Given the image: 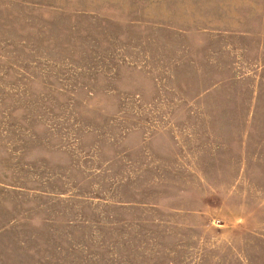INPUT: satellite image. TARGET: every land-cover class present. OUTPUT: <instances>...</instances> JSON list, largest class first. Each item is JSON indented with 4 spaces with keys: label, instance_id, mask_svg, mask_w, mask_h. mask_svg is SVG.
I'll use <instances>...</instances> for the list:
<instances>
[{
    "label": "rangeland",
    "instance_id": "374dc122",
    "mask_svg": "<svg viewBox=\"0 0 264 264\" xmlns=\"http://www.w3.org/2000/svg\"><path fill=\"white\" fill-rule=\"evenodd\" d=\"M0 264H264V0H0Z\"/></svg>",
    "mask_w": 264,
    "mask_h": 264
}]
</instances>
